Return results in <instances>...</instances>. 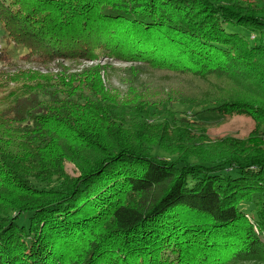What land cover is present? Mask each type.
Returning <instances> with one entry per match:
<instances>
[{
  "label": "trees",
  "instance_id": "1",
  "mask_svg": "<svg viewBox=\"0 0 264 264\" xmlns=\"http://www.w3.org/2000/svg\"><path fill=\"white\" fill-rule=\"evenodd\" d=\"M0 28L22 59L169 74L193 116L264 125V0H0ZM105 64L0 111V264H264V141L195 149L171 103L111 96Z\"/></svg>",
  "mask_w": 264,
  "mask_h": 264
},
{
  "label": "rangeland",
  "instance_id": "2",
  "mask_svg": "<svg viewBox=\"0 0 264 264\" xmlns=\"http://www.w3.org/2000/svg\"><path fill=\"white\" fill-rule=\"evenodd\" d=\"M3 34V30L0 28V46L2 47L0 55V111L6 108L16 96L28 93V90L38 92L39 99H46V94L49 92L56 93L60 98L64 97L65 89L62 87V83L66 81L67 75L78 73L84 68L108 63L105 65L109 68L105 70L101 81L111 96L122 100L141 96L144 100L171 103L169 109L173 113L169 122H174L175 119L176 121L183 120L187 123H195L194 125L191 124L189 126L191 128L188 129L180 127L179 131L184 130L190 135L202 139L206 136V140L203 143L198 142L195 149L207 154L212 147H218L220 141L222 142L227 137L242 140L248 136H257L264 141V135L260 136L264 133V125L256 127L248 119L234 117L230 120H222L221 117L213 113H201V115L193 116L196 110L182 105L186 99L199 97L200 94V91L194 87L197 85L189 80L174 78L161 72H133L134 68L132 67L134 66L107 59L94 62L51 61L40 56L22 59L20 56L25 51L7 42ZM61 80L64 81L61 83ZM150 123L160 126L165 123V117H153ZM169 141L177 142L176 137L171 135ZM182 148L184 151H191L189 145L182 146ZM177 150L180 149L174 147H171L170 150L153 148L151 155L172 162L178 157L175 154ZM183 157L187 156L184 155ZM64 170L66 174L74 176V168L71 165H64ZM248 209L250 208L248 207Z\"/></svg>",
  "mask_w": 264,
  "mask_h": 264
}]
</instances>
